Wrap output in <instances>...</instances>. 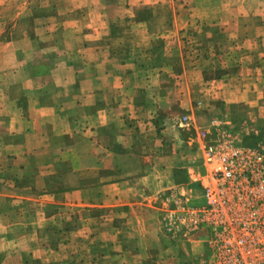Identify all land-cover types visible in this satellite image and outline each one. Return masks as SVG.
<instances>
[{"label": "crops", "instance_id": "obj_1", "mask_svg": "<svg viewBox=\"0 0 264 264\" xmlns=\"http://www.w3.org/2000/svg\"><path fill=\"white\" fill-rule=\"evenodd\" d=\"M252 110L264 0H0V264H180L210 234L168 218Z\"/></svg>", "mask_w": 264, "mask_h": 264}, {"label": "built area", "instance_id": "obj_2", "mask_svg": "<svg viewBox=\"0 0 264 264\" xmlns=\"http://www.w3.org/2000/svg\"><path fill=\"white\" fill-rule=\"evenodd\" d=\"M214 141L204 156L209 173L204 206L199 209L178 202L167 227L185 233L211 228L215 236L209 244L221 243L220 253H230L237 246L240 255L263 256L264 154L236 144L223 129ZM219 228L223 237L217 235ZM236 228L238 236L233 234Z\"/></svg>", "mask_w": 264, "mask_h": 264}, {"label": "rangeland", "instance_id": "obj_3", "mask_svg": "<svg viewBox=\"0 0 264 264\" xmlns=\"http://www.w3.org/2000/svg\"><path fill=\"white\" fill-rule=\"evenodd\" d=\"M186 36L188 38L191 37L189 34H186L185 37ZM231 117L236 123L234 130L228 132L227 129H223V132L230 134L236 144L245 148L260 151L264 154V111L260 110L255 112L252 110L241 114L232 112ZM234 131L237 134H232ZM240 139L241 141H239ZM207 230L209 231H207V234L203 232L205 240L210 234L207 243H197L195 244L196 247H192L185 241L180 243L181 252L183 254L180 264H264V254L260 257L240 255L239 247L237 246H234L233 251L230 253H220L219 250L222 244L217 243L211 247L209 242L214 238L215 234L211 228H207ZM191 234H193V232ZM233 234L238 236L239 229L236 228L233 231ZM217 235L222 237L225 235L222 228L218 229ZM197 237V240L202 239V236L199 233L195 238Z\"/></svg>", "mask_w": 264, "mask_h": 264}]
</instances>
